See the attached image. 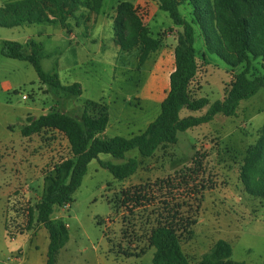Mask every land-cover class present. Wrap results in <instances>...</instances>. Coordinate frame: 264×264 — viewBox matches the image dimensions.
<instances>
[{
  "label": "rangeland",
  "instance_id": "obj_1",
  "mask_svg": "<svg viewBox=\"0 0 264 264\" xmlns=\"http://www.w3.org/2000/svg\"><path fill=\"white\" fill-rule=\"evenodd\" d=\"M12 1L21 0H0V7ZM133 1H138L133 4L137 16L159 41L157 51L139 68L138 49L122 52L112 41L117 5ZM79 3L76 18L67 21L68 34L59 24L0 27V264H45L47 233L36 223L27 229L25 211L38 201L43 176L70 155L66 139L56 131L20 135L26 113L37 117L48 112L53 99L29 63L3 54V42L41 43L42 70L55 69L63 85L80 84L81 96L65 102V112L76 114L87 101L104 104L109 121L101 138L141 133L159 114L167 91L180 28L158 9L156 0H101L98 10L95 0ZM209 3L210 26L230 60L233 53L225 40L237 16L249 19L255 36L260 30L264 34L257 17L264 16V3L238 2L232 9L219 8L215 0ZM51 10H46L49 18ZM179 13L194 30L198 71L189 85L192 97L206 98L210 105L223 98L233 76L244 69L249 78L264 74L263 57L248 55L247 62L232 67L207 53L190 3L180 5ZM208 106L199 112L182 109L179 117L201 116ZM263 123L264 89H259L239 103L234 117L217 114L207 124L178 133L174 145L149 158L137 150L125 153L123 160L98 157L114 164L136 158L138 168L126 180L116 181L97 160L91 161L72 202L53 208L51 218L63 221L68 232L56 264H151L154 249L147 237L164 221L179 228L195 222L190 238L181 236L190 264L218 239L232 247V261L264 264V200L252 197L240 179L246 149Z\"/></svg>",
  "mask_w": 264,
  "mask_h": 264
},
{
  "label": "trees",
  "instance_id": "obj_2",
  "mask_svg": "<svg viewBox=\"0 0 264 264\" xmlns=\"http://www.w3.org/2000/svg\"><path fill=\"white\" fill-rule=\"evenodd\" d=\"M101 0H95L97 10ZM158 9L167 13L175 27L180 28L173 48V69L168 76V87L160 102V111L145 129L132 137L114 136L101 138L105 131L109 115L104 104L87 101L81 110L75 113L64 111V103L78 99L82 94L79 83L61 84L55 69L44 72L40 66L43 58V45L33 40L25 43L4 41L3 54L9 58L27 62L37 75L38 81L45 86L53 99L49 111L36 118L27 117L20 129V135L29 138L45 130L56 131L63 135L69 148V157L54 166L53 173L43 176L38 201L25 213L26 227L39 224L47 233L45 264H56L57 256L68 240L66 224L60 219H52L55 206L69 205L75 191L87 171L89 163L97 160L101 168L106 169L116 181L132 176L137 168L136 158H130L121 164L100 161V155H108L123 160L124 154L137 150L142 158L151 157L159 148L174 145L177 134L209 123L220 114L225 117L236 115L239 103L247 100L264 89V74L253 78L248 72L233 76L229 88L221 100L209 105L206 98H194L190 95L189 85L194 79L198 65L194 50V30L189 21L179 13V6L190 3L199 20L207 53L215 54L224 63L232 67L247 62V56L264 58V34L260 30L254 35L252 24L246 16H237L228 27L226 34L228 47L233 53L232 59L223 51L216 33L210 26L209 0H156ZM238 2L247 6L261 5L264 0H215L219 8H235ZM80 6L79 0H21L6 3L0 7V27L15 28L24 25L59 24L66 34L70 33L67 22L74 17ZM53 15L49 18L47 9ZM49 13V14H50ZM261 26L264 16L257 15ZM78 27L77 24H75ZM112 41L122 52L137 48L136 62L141 67L149 55L157 51L159 41L152 38L147 26L137 16L136 8L130 2H120L112 24ZM209 105V106H208ZM208 109L201 116L179 117L182 109L199 112ZM240 179L252 197L264 200V123L258 130L254 144L246 149L241 167ZM187 223L179 228L175 222L164 221L152 228L147 243L154 249L151 264H190L181 248V236L190 238L192 231ZM4 229L8 232L4 222ZM232 247L222 239L216 240L195 264H244L231 258Z\"/></svg>",
  "mask_w": 264,
  "mask_h": 264
},
{
  "label": "crops",
  "instance_id": "obj_3",
  "mask_svg": "<svg viewBox=\"0 0 264 264\" xmlns=\"http://www.w3.org/2000/svg\"><path fill=\"white\" fill-rule=\"evenodd\" d=\"M135 2H138V1H133V2H130V3H132V4H134ZM114 45V44H113ZM59 76V75H58ZM32 111V108L30 109V112ZM42 114H45V113H41L40 115H42ZM39 116V115H38ZM37 116V117H38ZM27 117H33V118H36V117H34V116H32V115H30V113H26V115H25V117H24V119H23V123H21L22 125L20 126V129L23 127V125L25 124V121H26V118ZM20 129H19V131H20ZM105 132V131H104ZM103 132V133H104Z\"/></svg>",
  "mask_w": 264,
  "mask_h": 264
},
{
  "label": "built area",
  "instance_id": "obj_4",
  "mask_svg": "<svg viewBox=\"0 0 264 264\" xmlns=\"http://www.w3.org/2000/svg\"><path fill=\"white\" fill-rule=\"evenodd\" d=\"M21 98H22V99H26V97H25V96H22Z\"/></svg>",
  "mask_w": 264,
  "mask_h": 264
}]
</instances>
